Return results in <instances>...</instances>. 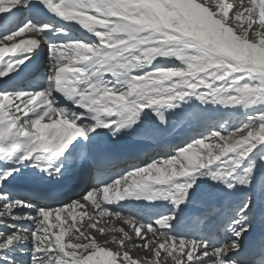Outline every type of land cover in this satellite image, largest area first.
I'll return each mask as SVG.
<instances>
[{"label":"snow or ice","instance_id":"6c2138e0","mask_svg":"<svg viewBox=\"0 0 264 264\" xmlns=\"http://www.w3.org/2000/svg\"><path fill=\"white\" fill-rule=\"evenodd\" d=\"M257 228L264 0H0V264H264Z\"/></svg>","mask_w":264,"mask_h":264},{"label":"bare ground","instance_id":"6f19581e","mask_svg":"<svg viewBox=\"0 0 264 264\" xmlns=\"http://www.w3.org/2000/svg\"><path fill=\"white\" fill-rule=\"evenodd\" d=\"M34 35H35L34 33L26 32L22 38L27 39V38L34 36ZM8 55H10V54H8ZM5 58H7V55ZM45 62H46V52L42 51L40 53V55L34 60L33 64L36 68H39V70L42 72L43 71L42 65ZM228 113L229 112L225 111L224 116H227ZM45 122H47V119L45 120ZM189 134H191V133L189 132V130L187 128H175L170 132L169 135H167L164 138V141L161 144H157V143H153V142H146V143H143L142 145H139V146H127L126 145L125 148L123 149V151H125L127 154L126 163H124L122 165L121 164L117 165L112 170L113 171L122 170L124 168H121V167L129 166L130 163H133V162L141 163V162L145 161L146 159H148L149 157L158 154L159 152H167V150L165 149L166 147H168L170 144H173V146H174V145L183 143V141L187 138L186 136H188ZM92 182L95 183V180H93ZM73 184H76V183H73ZM73 184L70 185V190L73 189ZM76 190L78 191V193H80L83 190V188L81 185L76 184ZM26 194H27L26 188H20L19 189V195L23 196ZM74 198H78V196L74 197ZM121 203H125V202L122 201ZM91 207H92V202L89 201L88 204L86 205L85 209H79L78 208V209H75L72 211H73V214H75L77 216V219L81 220V213L85 210H91ZM108 207L110 209H112L115 206L109 205ZM160 210H163V209H154V210L149 209L145 212V217L147 218L150 215H154V213L156 211H160ZM107 219L113 220L115 225L118 227L124 226L121 221L115 220L112 217L107 218ZM86 220H87V217H84L81 220V223L86 222ZM52 223H57V222L53 219ZM65 227H67V225H65ZM258 229L259 228H257V230ZM126 230H128L127 227H126ZM56 231H58V229H56ZM257 236H258V234L250 235L245 240L246 245L252 246L255 242H257L260 239V238H257ZM100 238L101 237H99V236L97 237V239H100ZM262 238H264V236ZM69 239H71L70 236L65 237L66 242ZM131 252H132V255L134 258H140V257L145 255L144 252L139 251L138 249H131Z\"/></svg>","mask_w":264,"mask_h":264},{"label":"rangeland","instance_id":"374dc122","mask_svg":"<svg viewBox=\"0 0 264 264\" xmlns=\"http://www.w3.org/2000/svg\"><path fill=\"white\" fill-rule=\"evenodd\" d=\"M229 2H231V0H229ZM229 115H231L230 113H228V115L225 117V118H229L230 116ZM193 134V133H192ZM191 135V134H190ZM186 137H188V136H186ZM128 167V166H127ZM126 167V168H127ZM125 169V168H124ZM253 234H258V236H257V238H262L263 236H264V231H261V229L259 228L258 230H256L255 231V233H253ZM68 241V240H67ZM143 257V256H142Z\"/></svg>","mask_w":264,"mask_h":264}]
</instances>
